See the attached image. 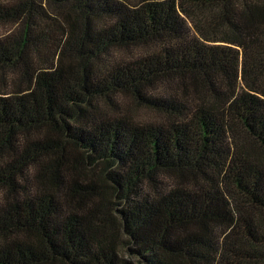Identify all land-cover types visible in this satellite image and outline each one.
Segmentation results:
<instances>
[{
	"label": "trees",
	"instance_id": "obj_1",
	"mask_svg": "<svg viewBox=\"0 0 264 264\" xmlns=\"http://www.w3.org/2000/svg\"><path fill=\"white\" fill-rule=\"evenodd\" d=\"M0 25V264H264V0Z\"/></svg>",
	"mask_w": 264,
	"mask_h": 264
},
{
	"label": "rangeland",
	"instance_id": "obj_2",
	"mask_svg": "<svg viewBox=\"0 0 264 264\" xmlns=\"http://www.w3.org/2000/svg\"><path fill=\"white\" fill-rule=\"evenodd\" d=\"M5 28H7V25H2V26L0 25V33L6 32L7 30ZM136 111H137L136 115L138 117H140V118L148 117V113H147L146 110H144V109H136Z\"/></svg>",
	"mask_w": 264,
	"mask_h": 264
}]
</instances>
